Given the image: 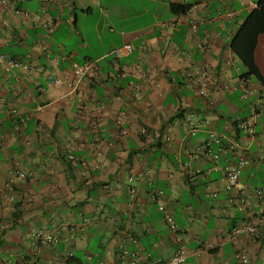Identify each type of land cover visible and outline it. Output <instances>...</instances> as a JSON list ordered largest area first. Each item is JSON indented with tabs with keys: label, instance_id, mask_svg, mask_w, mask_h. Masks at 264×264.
<instances>
[{
	"label": "crops",
	"instance_id": "1",
	"mask_svg": "<svg viewBox=\"0 0 264 264\" xmlns=\"http://www.w3.org/2000/svg\"><path fill=\"white\" fill-rule=\"evenodd\" d=\"M257 2L0 0V53L22 64L0 62V264H161L179 244L185 264H264V88L243 96L231 48ZM255 59L264 75V33ZM73 62L94 66L77 86ZM242 223L257 233L231 240Z\"/></svg>",
	"mask_w": 264,
	"mask_h": 264
},
{
	"label": "built area",
	"instance_id": "2",
	"mask_svg": "<svg viewBox=\"0 0 264 264\" xmlns=\"http://www.w3.org/2000/svg\"><path fill=\"white\" fill-rule=\"evenodd\" d=\"M124 50L128 53H131L133 51V47L130 44H126L124 46ZM114 54L118 56L120 54V51L115 50ZM0 62L5 63V66L7 69L22 66L21 62H19L18 60L12 59V58H10L7 55L2 54V53H0ZM93 68H94V66H93V63H91V62H86L84 64H78L76 62H73L72 66H71V71H72L74 79H75V86H77L82 80L86 79L89 76V74L92 72ZM135 70H136V67H135ZM196 73L198 74V73H200V71L198 70V71H196ZM123 74H121V76H124ZM51 83L55 84V85H59V84H61V81L52 80ZM241 83H242L241 86H242L243 94H244L243 96L247 97L250 93H252V88L246 79H242ZM69 86L72 88V84H69ZM200 93L204 94V91L202 90V91H200ZM263 106H264V94H262L261 99L259 100V103L256 105V108L259 109ZM239 127L244 129L245 131H247L250 136H254L255 129H254V125L252 123L244 122V123L240 124ZM143 132H145V131H143ZM212 137L215 138L216 141L221 142V140L219 138H216L215 134H212ZM169 139L170 138H167V140H169ZM70 158L73 159L72 156ZM213 158L217 159L218 156L217 155L213 156ZM248 163H249L248 160L246 158L242 157L237 164H235L233 167L228 169L227 174H226V184H225V191L227 193H230L235 188H237V186L239 185V182H240V174H241L242 170L244 169V167L247 166ZM132 181H133V178L131 177L129 179V182H132ZM257 193L260 197L263 194L260 191ZM129 194H130V198L134 201L137 197V188L135 186H130ZM162 196H163V191L158 190L154 194L153 197L155 199H158V198H161ZM216 196L217 195L215 194L214 197H216ZM242 206H245V204ZM159 210L165 212V218L167 220V223L169 224V227L172 230H176L177 226L173 221V217L169 212H167L165 210L164 205L159 204ZM243 233L255 235L257 233V229H256V227H254L252 225H246L245 223L238 224L232 229L229 237L231 240H233L234 238H236L237 236H239ZM33 237L36 241H39L41 243H55L56 242L55 236H53L47 230H37L33 233ZM179 242H181V241H179ZM186 259H187V255H186V252L184 250V247L181 244H179V246L177 247L173 256L168 261L161 263V264H185ZM8 264H15V263L8 262ZM223 264H253V259L251 258V256L249 254L242 252V253H237L231 261H225V262H223Z\"/></svg>",
	"mask_w": 264,
	"mask_h": 264
},
{
	"label": "trees",
	"instance_id": "3",
	"mask_svg": "<svg viewBox=\"0 0 264 264\" xmlns=\"http://www.w3.org/2000/svg\"><path fill=\"white\" fill-rule=\"evenodd\" d=\"M192 8V4H173V14H184ZM264 33V0H258L257 7L248 15L231 43L232 51L246 69L242 75L245 79L254 78L264 88V75L255 59L258 38ZM264 216V212H263Z\"/></svg>",
	"mask_w": 264,
	"mask_h": 264
},
{
	"label": "rangeland",
	"instance_id": "4",
	"mask_svg": "<svg viewBox=\"0 0 264 264\" xmlns=\"http://www.w3.org/2000/svg\"><path fill=\"white\" fill-rule=\"evenodd\" d=\"M250 85H251V87H255L256 88V85H257V81L252 77V78H250Z\"/></svg>",
	"mask_w": 264,
	"mask_h": 264
}]
</instances>
